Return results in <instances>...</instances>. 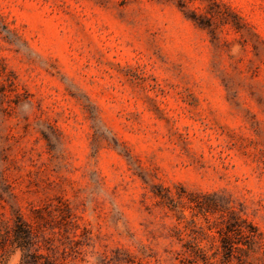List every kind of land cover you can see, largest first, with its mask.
Returning a JSON list of instances; mask_svg holds the SVG:
<instances>
[{"label":"rangeland","instance_id":"374dc122","mask_svg":"<svg viewBox=\"0 0 264 264\" xmlns=\"http://www.w3.org/2000/svg\"><path fill=\"white\" fill-rule=\"evenodd\" d=\"M18 219L55 264H264V0H0V247Z\"/></svg>","mask_w":264,"mask_h":264},{"label":"trees","instance_id":"16d2710c","mask_svg":"<svg viewBox=\"0 0 264 264\" xmlns=\"http://www.w3.org/2000/svg\"><path fill=\"white\" fill-rule=\"evenodd\" d=\"M229 215L230 219L228 221L222 220V224L225 225L226 230L225 228L224 230L221 229L220 233L235 232L237 235L246 240L247 249L259 246V235L256 233V229L251 225L246 224L245 219L243 220L235 213L230 212ZM17 222H19V224H15V226H19L22 229V233L15 231L9 226H6L5 236L3 242H1L2 245L0 248L4 247L5 242L8 240L7 237L9 235V232L12 231L16 236L13 242L17 244V247L24 250V254L20 264H55L54 262H51L49 256L39 253L38 249H32L35 244L33 240L36 238V236L32 235L31 230L27 228V225L24 224L21 219H18ZM241 250L242 249L239 247H234V244L232 242L230 243V253ZM182 262L191 263L192 261L186 258Z\"/></svg>","mask_w":264,"mask_h":264}]
</instances>
